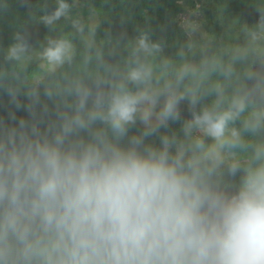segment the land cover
<instances>
[{
    "label": "clouds",
    "instance_id": "clouds-1",
    "mask_svg": "<svg viewBox=\"0 0 264 264\" xmlns=\"http://www.w3.org/2000/svg\"><path fill=\"white\" fill-rule=\"evenodd\" d=\"M56 4L40 17L49 31L70 13L68 0ZM72 27L85 32L79 18ZM161 51L142 31L124 71L104 63L90 72L86 55L83 73L62 84L27 86L0 73L9 98L0 115V264H264V144L242 164V132L230 127L264 105V72H247L251 86L230 99L217 90L199 106L203 95L185 83L192 69L154 65ZM31 53L17 32L4 59L24 67ZM75 55L70 39L49 36L37 58L54 72ZM262 128L264 113L253 111L243 131Z\"/></svg>",
    "mask_w": 264,
    "mask_h": 264
},
{
    "label": "trees",
    "instance_id": "trees-1",
    "mask_svg": "<svg viewBox=\"0 0 264 264\" xmlns=\"http://www.w3.org/2000/svg\"><path fill=\"white\" fill-rule=\"evenodd\" d=\"M196 2H199L197 7ZM68 3L71 5L69 16L62 17L55 25V30L49 31L40 17L45 11L55 9L56 0H27L26 4L22 3V0H0V73L6 74L9 80L18 79L27 86L37 85V78L49 84H62L66 75L83 73L86 55L92 57L87 66L90 72H103L101 65L104 63L124 71L132 59L130 50L134 37L142 31L149 32L152 40L162 45V51L150 58L154 65H160L167 59L172 62V74L183 65L192 69L185 83L195 87L203 95L199 106L214 102L217 90L223 92L225 100L230 99L242 85L247 83L251 86V82L245 80L247 72H264V45L260 46L257 53L253 52L256 44H243L248 50L212 52L201 43L193 47L186 29L179 23L180 15L188 10L185 8L187 6L204 11L206 19L202 23H205L209 31L222 25V16L227 17L229 13L235 14L240 23L257 27L264 17V0H68ZM77 3L87 7L77 8ZM88 7L97 12L94 24H90L87 17H79L77 14L78 10L86 14ZM77 18L85 25L83 35L72 27V20ZM17 32H26L32 46L33 58L27 61L24 67L4 59L7 47L13 42V35ZM90 34L93 44L91 49H88L85 40L89 39ZM216 35H219V28ZM49 36L72 41L76 51L72 65H65L52 72L45 62L37 58L41 45L46 44V38ZM214 41V44L224 43L218 37ZM159 73L160 69L157 68V74ZM21 99L22 102H27ZM0 105L3 106L0 107V115L6 117L9 98L5 93H0ZM181 109L184 118H188L190 114L186 103L181 105ZM253 111L264 113V105H250L248 110L230 125L242 132L245 146L237 149L235 156L242 164L247 163L255 146L264 144V128L255 134L243 131V125ZM16 115L26 116L27 113L20 111ZM178 130L179 124H172L168 131ZM151 142H157L156 138H151Z\"/></svg>",
    "mask_w": 264,
    "mask_h": 264
},
{
    "label": "rangeland",
    "instance_id": "rangeland-1",
    "mask_svg": "<svg viewBox=\"0 0 264 264\" xmlns=\"http://www.w3.org/2000/svg\"><path fill=\"white\" fill-rule=\"evenodd\" d=\"M198 5L199 2H196L195 6L197 7ZM83 6L87 7L84 4L77 3V8ZM185 8L188 10L180 15L179 23L186 29L193 43L191 44L193 47L204 44V46L206 45L212 52L213 50H226V52L229 53L231 50H248L243 47V44H256L253 52L257 53V51L260 50V46L264 45V30H258L256 25H245L240 23L235 14L229 13L227 17L222 16V25H218L215 27V30L209 31L205 23H202V21L206 19L203 10H196L187 6ZM77 14L79 17H87L90 24H94L96 22L95 20H97V12L92 7H88L86 14L82 13L81 10H78ZM193 27L195 31H192ZM217 28H219L218 36L216 35ZM216 37H218L219 40H223L224 43L214 44V39Z\"/></svg>",
    "mask_w": 264,
    "mask_h": 264
}]
</instances>
